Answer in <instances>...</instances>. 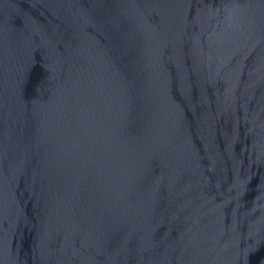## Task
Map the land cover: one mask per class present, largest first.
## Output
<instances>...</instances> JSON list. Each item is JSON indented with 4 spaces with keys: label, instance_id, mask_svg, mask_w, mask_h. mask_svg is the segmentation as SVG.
Instances as JSON below:
<instances>
[{
    "label": "water",
    "instance_id": "95a60500",
    "mask_svg": "<svg viewBox=\"0 0 264 264\" xmlns=\"http://www.w3.org/2000/svg\"><path fill=\"white\" fill-rule=\"evenodd\" d=\"M0 264H264V0H0Z\"/></svg>",
    "mask_w": 264,
    "mask_h": 264
}]
</instances>
